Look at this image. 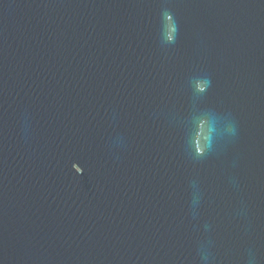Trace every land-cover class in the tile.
Here are the masks:
<instances>
[{
    "label": "water",
    "instance_id": "water-1",
    "mask_svg": "<svg viewBox=\"0 0 264 264\" xmlns=\"http://www.w3.org/2000/svg\"><path fill=\"white\" fill-rule=\"evenodd\" d=\"M0 264H264V0H0Z\"/></svg>",
    "mask_w": 264,
    "mask_h": 264
}]
</instances>
